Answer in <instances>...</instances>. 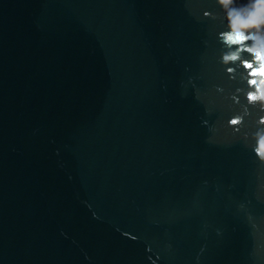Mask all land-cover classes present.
<instances>
[{"label": "water", "instance_id": "1", "mask_svg": "<svg viewBox=\"0 0 264 264\" xmlns=\"http://www.w3.org/2000/svg\"><path fill=\"white\" fill-rule=\"evenodd\" d=\"M228 11L0 0V264H264V104Z\"/></svg>", "mask_w": 264, "mask_h": 264}, {"label": "clouds", "instance_id": "2", "mask_svg": "<svg viewBox=\"0 0 264 264\" xmlns=\"http://www.w3.org/2000/svg\"><path fill=\"white\" fill-rule=\"evenodd\" d=\"M229 9L230 30L221 33L224 42L232 46V51L225 54L226 63L241 60L244 68L248 71V83L253 90L248 93L249 103L260 102L264 104V0H251V3L242 9L230 8L232 0H221ZM252 43L249 44L248 41ZM251 53L252 59H243L242 53ZM229 72L234 69L229 68ZM234 124L241 122L240 117L232 121ZM264 122V117H261ZM258 154L264 158V135L259 137Z\"/></svg>", "mask_w": 264, "mask_h": 264}]
</instances>
